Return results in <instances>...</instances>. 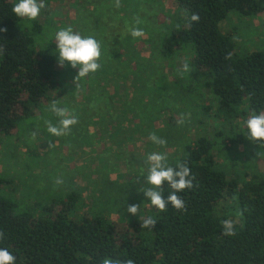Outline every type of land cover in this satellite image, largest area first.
Segmentation results:
<instances>
[{
    "label": "trees",
    "instance_id": "trees-1",
    "mask_svg": "<svg viewBox=\"0 0 264 264\" xmlns=\"http://www.w3.org/2000/svg\"><path fill=\"white\" fill-rule=\"evenodd\" d=\"M14 3L0 0V141L14 136L36 111L43 113L52 92L67 88L62 81L65 67L54 56L55 41L41 44L43 27L36 20L16 17L11 11ZM173 14L157 42L146 44L159 59H145L127 38L125 42V37H115L113 44L119 49L105 68L109 73L119 71V78L108 82L105 92L118 96L122 85L129 87L114 115L120 122L136 121L135 130L144 135L167 111L180 115L161 139L163 145L180 150L169 165L190 168L193 187L177 193L184 207L159 210L151 218L154 226L147 229L137 217L117 227L110 217L89 207L80 209L90 201L88 192L85 198L75 190L53 199L51 206L35 214L3 193L6 181L0 178V247L16 257V264H264V143L248 141L237 125L233 131L225 127L264 111V50L240 51L234 35L223 30L235 14L242 19L264 16V0H175ZM180 58L181 68L175 63ZM157 61L161 64L155 65ZM165 62L175 77L173 83L167 82V75L154 79ZM139 64L143 67L137 68ZM204 94L210 102L199 110L190 107L189 99ZM176 102L200 118L196 129L201 133H195L194 140L188 135V114ZM79 109L76 120L88 114ZM213 113L222 120L221 128L202 129L203 120L209 122ZM82 126L90 124L85 121ZM83 136L78 135V142L91 144ZM228 142L251 149L256 162L245 161L240 168L237 157L227 154ZM169 191L164 185L165 197ZM114 200L111 196L109 204ZM112 208V214L127 219L125 200ZM226 220L233 224L230 236L224 233Z\"/></svg>",
    "mask_w": 264,
    "mask_h": 264
},
{
    "label": "rangeland",
    "instance_id": "rangeland-1",
    "mask_svg": "<svg viewBox=\"0 0 264 264\" xmlns=\"http://www.w3.org/2000/svg\"><path fill=\"white\" fill-rule=\"evenodd\" d=\"M42 2L44 8L35 19L44 29L39 36L40 43L46 44L50 39L54 41V33L58 29L72 26L82 35H93L100 43L101 57L98 60L100 68L95 73L79 78L78 68L65 66L62 70V81L67 90L52 92L51 100L44 103L43 113L36 111L34 118L22 124L20 126L22 128L14 136L1 139L0 178L6 181L3 193L19 203L21 209H31L38 214L47 206H51L53 199L77 190L83 198L90 196V201L87 200L84 207L80 206L81 210L89 207L93 213L114 219L117 227L125 224L127 226L137 218H143L142 221L139 220L143 223L144 219L152 218L159 212V209L150 205L144 195L137 191L144 185V178L147 175L144 163L146 156L151 152H160L167 156L170 164L176 155H179L178 147L155 144L149 137L150 135H156L160 139L165 137L170 132L169 129L177 124L180 115L174 111H167L156 120L155 129L149 130V134L146 135L135 130L139 126L136 121L130 124L126 121L120 122L114 114L121 108L122 98L129 95V87L122 85L121 95L118 96L110 88L113 93L109 96L110 93L105 92V88L109 87L108 82L118 80L119 71L109 73L105 64L112 61L110 58L117 54L119 46L113 44L117 43L113 42L117 36L122 40L125 37V42L126 38L132 42L133 47L141 52L145 59H159L158 53H153L146 44H155L158 36L167 30L174 15L175 0H42ZM234 16L233 20L231 18L225 23L223 30L234 35L240 46L239 50H264V16L244 19L237 14ZM133 28L141 29L144 35L133 38L130 34ZM151 33L154 34L153 40ZM183 61L184 59L180 58L175 63L181 68ZM160 64L158 61L155 63ZM136 67L143 66L139 64ZM157 71L154 79L159 80L167 75L168 83L175 81L166 62ZM68 87L72 88L71 93ZM192 98L193 101L189 99L188 103L190 107L198 110L203 103L210 102L205 94ZM99 99L101 101H98ZM53 103L67 109L73 115L80 114L79 108L88 111V114L82 115L83 117L63 135L53 136L47 132L49 122L58 123L55 113L50 111ZM112 103L116 104V109L115 106L112 107ZM177 105L188 114L190 125L188 135L194 140L195 133L201 131L196 129L200 118L194 117L193 110L187 111L184 103L178 102ZM107 114H111L109 123L105 121ZM100 120L103 122L99 123ZM85 121L90 124L87 128L82 126ZM203 121L202 129L206 128L213 132L221 128L222 120L214 113L209 122ZM243 122V118L237 119L227 122L225 127L228 131H233L237 125L236 130L239 131ZM115 125L122 128L114 130L112 127ZM75 128L77 131L72 134ZM79 134H83V138L87 142L91 141V144L78 142ZM228 143L230 150L226 153L228 156L232 155L230 158L237 157L240 168H243L245 161L250 164L256 162L251 149L247 150L243 145L235 147ZM69 186L77 189L68 191ZM111 196L115 200L110 205ZM119 200H125L126 220L122 215L112 214V205L119 204ZM133 200L138 206V216L127 212V206Z\"/></svg>",
    "mask_w": 264,
    "mask_h": 264
},
{
    "label": "clouds",
    "instance_id": "clouds-1",
    "mask_svg": "<svg viewBox=\"0 0 264 264\" xmlns=\"http://www.w3.org/2000/svg\"><path fill=\"white\" fill-rule=\"evenodd\" d=\"M44 8L42 0H15L11 11L21 19L35 20ZM198 17L193 16L192 20ZM133 38H139L144 35L139 28L131 30ZM55 51L60 67L78 68L79 78L86 77L90 73H95L100 64L98 60L101 57L100 43L93 35H82L74 30L72 26H66L58 29L54 33ZM50 111L55 113L58 123L47 124V132L53 136L63 135L70 130L71 126L77 123L73 114L67 109L58 107L55 103L50 106ZM241 128L245 130L244 135L252 143H264V111L251 114L244 120ZM155 144H163L164 141L156 135L149 137ZM147 169V175L144 178V185L137 189L149 201V204L156 209L164 210L171 205L176 209H182L184 202L177 193L193 187V178L190 175V168L186 164L177 163L176 167L168 164L167 156L160 152L149 153L144 161ZM167 185L170 189L167 197L163 195V186ZM128 214L136 216L138 206L128 205ZM155 221L151 218L144 219L142 228L147 229L154 226ZM223 229L226 235L233 234V224L231 221L223 222ZM0 264H16V257L4 247H0ZM129 264H132L129 261Z\"/></svg>",
    "mask_w": 264,
    "mask_h": 264
}]
</instances>
